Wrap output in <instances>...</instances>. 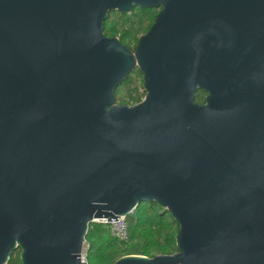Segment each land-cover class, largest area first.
<instances>
[{
    "label": "water",
    "instance_id": "water-1",
    "mask_svg": "<svg viewBox=\"0 0 264 264\" xmlns=\"http://www.w3.org/2000/svg\"><path fill=\"white\" fill-rule=\"evenodd\" d=\"M136 7L132 49L105 22ZM261 42L264 0H0V264H88L90 223L142 202L178 251L115 264H264Z\"/></svg>",
    "mask_w": 264,
    "mask_h": 264
},
{
    "label": "trees",
    "instance_id": "trees-1",
    "mask_svg": "<svg viewBox=\"0 0 264 264\" xmlns=\"http://www.w3.org/2000/svg\"><path fill=\"white\" fill-rule=\"evenodd\" d=\"M153 9L155 8L136 7L128 14L118 11L111 12L105 22V33L109 36L119 37L124 44L135 49L140 35L147 32L156 19L159 10L152 12ZM139 76L142 77L144 87L143 72L136 68L117 89L116 94H120V91H123L122 88L132 87L135 78ZM135 90L137 93V89ZM145 95L146 91L141 94L139 92L132 93L129 95L128 102L132 105L138 104ZM205 96V92L199 91L197 100L204 102ZM121 103H125V101ZM127 220L129 242H121L113 237L107 224L90 223L86 238L88 264H115L119 258L126 255L153 257L159 254H174L178 251L176 235L179 225L170 213L163 212V208L159 204L142 202L128 215ZM9 264H22L20 250L12 254Z\"/></svg>",
    "mask_w": 264,
    "mask_h": 264
},
{
    "label": "built area",
    "instance_id": "built-area-1",
    "mask_svg": "<svg viewBox=\"0 0 264 264\" xmlns=\"http://www.w3.org/2000/svg\"><path fill=\"white\" fill-rule=\"evenodd\" d=\"M94 222L107 224L112 236L120 240L121 242L130 241L129 225H128L127 217L120 216L119 220H114V221H111L110 223H107V221L104 219H95ZM87 251H88V244L87 242H85L84 249H83V259L84 260H86Z\"/></svg>",
    "mask_w": 264,
    "mask_h": 264
},
{
    "label": "rangeland",
    "instance_id": "rangeland-1",
    "mask_svg": "<svg viewBox=\"0 0 264 264\" xmlns=\"http://www.w3.org/2000/svg\"><path fill=\"white\" fill-rule=\"evenodd\" d=\"M158 10H160V9L155 8V9L152 10V12H158ZM145 25H146V23H145ZM144 33H146V31L143 32L141 35H143ZM135 89H137V91L140 94L143 93V92H145L144 91V87H143L142 77H140V76L135 78V80H134V82L132 84V87L122 88L123 91H120V94H117L118 95V97H117V103L121 104V102L125 101V103H128L129 104V102H128L129 95L132 94V93L133 94H137L138 93V92L136 93V90ZM130 105H132V104H130Z\"/></svg>",
    "mask_w": 264,
    "mask_h": 264
},
{
    "label": "flooded vegetation",
    "instance_id": "flooded-vegetation-1",
    "mask_svg": "<svg viewBox=\"0 0 264 264\" xmlns=\"http://www.w3.org/2000/svg\"><path fill=\"white\" fill-rule=\"evenodd\" d=\"M258 72L261 78V86L264 88V42L259 45V57L257 62Z\"/></svg>",
    "mask_w": 264,
    "mask_h": 264
}]
</instances>
